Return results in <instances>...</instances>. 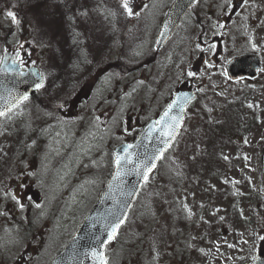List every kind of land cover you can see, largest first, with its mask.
Here are the masks:
<instances>
[{
  "label": "rangeland",
  "instance_id": "obj_1",
  "mask_svg": "<svg viewBox=\"0 0 264 264\" xmlns=\"http://www.w3.org/2000/svg\"><path fill=\"white\" fill-rule=\"evenodd\" d=\"M79 1L0 0V58L5 49H15L45 78L35 100L0 120V264L48 263L78 224L77 208L91 206L90 198L100 194L109 147L132 137L129 126L162 111L192 76L199 32L211 22L219 28L237 0H199L159 53L153 52L157 27L173 0H128L131 16L123 0H89L80 15ZM224 38L216 67H200L198 96L172 149L146 178L110 264H127L132 257V249L115 256L126 239L142 248L141 264H252L261 248L264 67L256 80L232 83L223 66L238 55H264V0H247ZM130 59L135 67L102 66H129ZM160 77L168 81L163 88ZM84 87L79 106L76 94ZM46 149V165L60 161L58 153L68 157L58 166L65 172L60 184L70 182L74 198L65 190L61 201L44 204L39 171L33 172L42 167ZM41 175L56 179V172ZM33 180L45 216L37 227L27 217L24 229L12 228L36 196ZM16 192L23 202L13 199ZM27 224L34 228L32 238L24 232Z\"/></svg>",
  "mask_w": 264,
  "mask_h": 264
},
{
  "label": "water",
  "instance_id": "obj_2",
  "mask_svg": "<svg viewBox=\"0 0 264 264\" xmlns=\"http://www.w3.org/2000/svg\"><path fill=\"white\" fill-rule=\"evenodd\" d=\"M195 1H174L158 33L157 48L165 44ZM13 59V54L7 52L3 55L0 65V112L4 114L18 103L21 97L34 93L38 89L37 84H42V77L37 68L31 67L23 72L17 63H13ZM259 68V59L254 56L241 57L227 66L232 79L243 76L255 77ZM193 98V92L179 91L159 119L151 120L147 124L135 143L122 144L114 150L115 170L104 191L75 235L50 264H101V259L107 261L106 245L115 239L119 228L126 221L130 206L148 172L143 166L137 168L135 165L149 157H156L151 161L155 164L162 157L175 139L185 116V108ZM166 112L167 117H165ZM172 117L177 118L178 126L174 135L169 137L162 134L163 131L170 130L164 129L163 125L173 123ZM157 121H161V124H157ZM128 153H131L130 159L133 163L125 165L122 159L118 166L116 158L118 156L123 158ZM118 171L119 176H117ZM117 222L119 227L116 228L113 238L109 240L108 235ZM93 251L98 255L93 256ZM254 264H264V256L256 254Z\"/></svg>",
  "mask_w": 264,
  "mask_h": 264
},
{
  "label": "snow or ice",
  "instance_id": "obj_3",
  "mask_svg": "<svg viewBox=\"0 0 264 264\" xmlns=\"http://www.w3.org/2000/svg\"><path fill=\"white\" fill-rule=\"evenodd\" d=\"M123 7L127 10L129 16L133 15V11L132 9L129 7V3H128V0H123ZM146 7V5H145ZM8 16H10L12 18V21L15 23L17 22L16 21V17H15V14L12 13V12H9L8 13ZM13 63H15V61H13ZM42 87V84H37V88H40ZM15 99V98H13ZM20 99H23V100H27L28 99V96L27 95H24L23 97H21ZM171 107V106H170ZM0 115H4V112H0ZM168 116V113L166 112L165 113V117ZM171 120L173 121V123H164L163 127L164 129H170V130H167V131H163L162 134L163 135H166V136H169V137H172L174 135V132H175V128L178 126V120L176 117H172ZM157 124H161V121H157L156 122ZM125 152L127 153V149H125ZM131 157V153H128L126 156H124L123 158L122 157H117L116 158V163L118 166H120L121 164V160L123 159L125 165L127 164H130V163H133V161L130 159ZM156 157H149V158H146L144 161H141L140 163L136 164L135 166L137 168L143 166L146 171H150L151 168L155 167V164L154 163H151L152 160H154ZM139 174V173H137ZM120 175V172L118 171L117 172V176ZM146 178V176H145ZM13 199H15V197H13ZM122 222V221H121ZM119 227V222H117L113 228H112V231L109 233L108 235V239L111 240L113 238V236L115 235V231H116V228ZM92 255L93 256H97L98 254L93 251L92 252ZM101 264H106V261L101 259Z\"/></svg>",
  "mask_w": 264,
  "mask_h": 264
},
{
  "label": "flooded vegetation",
  "instance_id": "obj_4",
  "mask_svg": "<svg viewBox=\"0 0 264 264\" xmlns=\"http://www.w3.org/2000/svg\"><path fill=\"white\" fill-rule=\"evenodd\" d=\"M221 35L223 36L224 33L223 32H217V33L207 32V33L202 34L201 39L199 40V44H198L200 52L197 55V59H196L194 67H216L215 61H217L218 56H219L217 48L218 47L222 48V45H223L221 42L222 38H220ZM209 36L210 38L208 39L207 37ZM212 49H214L215 52L212 55H210V51ZM259 58L261 60V67H264V55L261 54ZM130 67H135V65L131 64ZM187 83L188 82H186V84Z\"/></svg>",
  "mask_w": 264,
  "mask_h": 264
},
{
  "label": "bare ground",
  "instance_id": "obj_5",
  "mask_svg": "<svg viewBox=\"0 0 264 264\" xmlns=\"http://www.w3.org/2000/svg\"><path fill=\"white\" fill-rule=\"evenodd\" d=\"M87 1H89V0H81V1H79V4H78V6H77V12L81 15V14H85L86 13V7H87V5H86V3H87ZM49 156V152H47L46 154H45V158H47Z\"/></svg>",
  "mask_w": 264,
  "mask_h": 264
}]
</instances>
